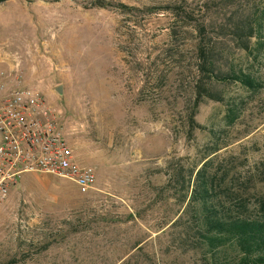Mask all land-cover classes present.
<instances>
[{"label":"rangeland","instance_id":"obj_1","mask_svg":"<svg viewBox=\"0 0 264 264\" xmlns=\"http://www.w3.org/2000/svg\"><path fill=\"white\" fill-rule=\"evenodd\" d=\"M14 63L97 183L26 175L0 264H212L201 177L210 207L264 220V0H0Z\"/></svg>","mask_w":264,"mask_h":264},{"label":"built area","instance_id":"obj_2","mask_svg":"<svg viewBox=\"0 0 264 264\" xmlns=\"http://www.w3.org/2000/svg\"><path fill=\"white\" fill-rule=\"evenodd\" d=\"M26 175L52 176L92 189L96 169L82 165L51 105L17 63L0 73V215Z\"/></svg>","mask_w":264,"mask_h":264},{"label":"trees","instance_id":"obj_3","mask_svg":"<svg viewBox=\"0 0 264 264\" xmlns=\"http://www.w3.org/2000/svg\"><path fill=\"white\" fill-rule=\"evenodd\" d=\"M231 77L246 86L254 85L248 75ZM201 179V192L195 193L197 200L202 202L199 235L212 264H218L217 261L222 259L221 252L228 250H232L235 256H229L220 264H264V220L243 215L227 217L218 212L216 207H210L209 186L203 177Z\"/></svg>","mask_w":264,"mask_h":264},{"label":"water","instance_id":"obj_4","mask_svg":"<svg viewBox=\"0 0 264 264\" xmlns=\"http://www.w3.org/2000/svg\"><path fill=\"white\" fill-rule=\"evenodd\" d=\"M57 90H58V92L61 93L63 91V88L62 87H59Z\"/></svg>","mask_w":264,"mask_h":264}]
</instances>
